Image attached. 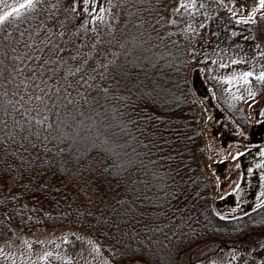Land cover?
I'll use <instances>...</instances> for the list:
<instances>
[{
	"label": "trees",
	"instance_id": "16d2710c",
	"mask_svg": "<svg viewBox=\"0 0 264 264\" xmlns=\"http://www.w3.org/2000/svg\"><path fill=\"white\" fill-rule=\"evenodd\" d=\"M174 1L34 0L0 24V240L67 226L111 264H177L210 240L230 264H264V203L213 208L190 78L204 58ZM203 2L200 44L255 59L261 93L264 11Z\"/></svg>",
	"mask_w": 264,
	"mask_h": 264
},
{
	"label": "rangeland",
	"instance_id": "374dc122",
	"mask_svg": "<svg viewBox=\"0 0 264 264\" xmlns=\"http://www.w3.org/2000/svg\"><path fill=\"white\" fill-rule=\"evenodd\" d=\"M216 1L229 15L239 19H252L264 11L259 7V0ZM22 2L23 0H0V14ZM180 6H183L182 28L190 36L188 46L197 50L204 58V64L198 63L192 67L190 78L195 92L199 95L197 104L202 114V133L206 149L203 168L213 185V208L220 216L239 215L240 211L230 201H235L240 191V156L246 152V139L250 137L251 125L256 120L255 112L264 107V89L258 94V87L249 82L245 83L243 73L256 70L255 66L258 65H255V59L251 63L240 52L234 54L227 48H208L205 46L207 43L200 44L209 37L208 31L202 27L207 21L203 0H175L170 10H177ZM195 78H198L206 97L195 87ZM234 119L240 120L243 125H239ZM221 123L226 128L220 133H234V139H227L226 144H221L214 134L215 131L219 132L215 125ZM72 234L75 239L70 237ZM228 257L226 252L217 251L216 241L210 240L184 252L177 264H230ZM0 264L111 263L99 244L86 234L67 226H56L32 232H18L9 240H0ZM120 264L142 263L135 261Z\"/></svg>",
	"mask_w": 264,
	"mask_h": 264
},
{
	"label": "flooded vegetation",
	"instance_id": "af4514ba",
	"mask_svg": "<svg viewBox=\"0 0 264 264\" xmlns=\"http://www.w3.org/2000/svg\"><path fill=\"white\" fill-rule=\"evenodd\" d=\"M257 112H255V117L256 120L254 123H252L251 125V134L250 137L248 139H246V142L248 143L247 147L244 149L245 151H252L254 149H259L261 146H264V133H263V142H256V140L261 137V135H254L253 134V130L254 129H262L264 132V107H262V109H257ZM259 112H262V114H259ZM236 121V123H238L239 125H243V123L240 122V120L234 119ZM215 128H217V130L219 132H214L216 138H218V140L220 141L221 144H226L227 143V139L228 140H232L234 139V133L231 132L230 134L225 133L222 134L220 133V131L223 132V130L225 131L224 128L225 125L224 124H217L215 125ZM223 128V129H222ZM223 135V136H222ZM261 152V151H260ZM241 158V156H240ZM240 163H241V159H240ZM261 161H258L257 163L252 164V166H250V164L246 167V170L243 171V169L241 170V176H240V184H239V188L240 191L238 193L237 199H232L231 203L233 205V207L240 211V213L246 212L247 208L249 207V205H251V198H252V192L253 190L256 188V183L254 182V176H255V168L259 167L261 165ZM223 169H220V171H222Z\"/></svg>",
	"mask_w": 264,
	"mask_h": 264
},
{
	"label": "water",
	"instance_id": "95a60500",
	"mask_svg": "<svg viewBox=\"0 0 264 264\" xmlns=\"http://www.w3.org/2000/svg\"><path fill=\"white\" fill-rule=\"evenodd\" d=\"M194 85L197 88L198 92H200L202 95H206L203 91V87L198 81V78L194 80ZM263 130L262 129H254L253 134L254 135H261L256 142H263ZM261 151V152H260ZM258 161H261V165L259 167L255 168V176H254V182L256 183V188L252 192V198H251V205L247 208V210L251 209L253 207V204H258L263 201L264 199V146L260 147V150L254 149L253 152L246 151L241 156V165L243 171L246 170V167L250 164L257 163Z\"/></svg>",
	"mask_w": 264,
	"mask_h": 264
},
{
	"label": "snow or ice",
	"instance_id": "6c2138e0",
	"mask_svg": "<svg viewBox=\"0 0 264 264\" xmlns=\"http://www.w3.org/2000/svg\"><path fill=\"white\" fill-rule=\"evenodd\" d=\"M34 0H23L22 3L18 4L17 6L12 7L9 11L3 12V14H0V24H3L5 21H7L10 17L13 15L20 16L21 10L28 9L34 7ZM259 7L261 9H264V0H259ZM255 14V9L253 10V15ZM251 19V17L249 18ZM253 75L252 72L243 73V78L245 83H248V78ZM258 80L264 81V72H261L260 75L257 77ZM50 126V125H49Z\"/></svg>",
	"mask_w": 264,
	"mask_h": 264
}]
</instances>
